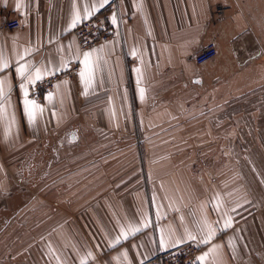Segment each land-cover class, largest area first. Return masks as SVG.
Listing matches in <instances>:
<instances>
[{
  "label": "crops",
  "instance_id": "obj_1",
  "mask_svg": "<svg viewBox=\"0 0 264 264\" xmlns=\"http://www.w3.org/2000/svg\"><path fill=\"white\" fill-rule=\"evenodd\" d=\"M112 2L93 14L114 29L89 50L104 49L93 87L78 73L37 101L34 85L73 62L81 71L73 6L83 15L99 0H0L10 101L0 118V197H9L0 206L14 204L13 177L42 192L0 235V264H146L191 241L202 246L198 257L218 248L205 264H264V0ZM219 3L225 22L215 17ZM8 19L20 27L2 31ZM211 42L217 59L200 67L195 57ZM26 48L22 63L52 70L27 85L44 109L34 124L20 87L27 81L15 71ZM205 217L217 229L209 243L197 228ZM129 224L141 231L124 239Z\"/></svg>",
  "mask_w": 264,
  "mask_h": 264
},
{
  "label": "snow or ice",
  "instance_id": "obj_2",
  "mask_svg": "<svg viewBox=\"0 0 264 264\" xmlns=\"http://www.w3.org/2000/svg\"><path fill=\"white\" fill-rule=\"evenodd\" d=\"M109 3V0H99L98 4H94L91 6V8L88 5H85L83 8V15H81V12L78 8H76L74 4V11L72 14V19L70 22L69 27L75 28L78 24H80L83 20L90 19L91 16L99 11L100 8H103L106 4ZM142 7V6H141ZM111 23L115 26L118 24L117 16L114 14L111 18ZM149 35L151 33L149 32ZM104 49L101 48L99 50H92V51H85L81 53L82 59L80 60V64L82 65L81 71L79 72V77L81 81L83 82L85 89L93 87V85L96 82V71L99 68L100 59L101 57L97 55L98 52H103ZM31 55L30 49H24V52L22 54H19L17 60H16V74L22 79L27 81V84H21V90L24 95V111L27 115L28 121L32 124H34L37 120V117L39 115H42L44 112V109L33 99H29V91L28 86L29 84H34L37 81L42 80L45 76L52 74V70L46 67L41 68H34L29 63H22L21 61L25 60V57ZM131 55L137 59H139L140 63L143 64L144 61L141 58V55L138 53L137 49H133L131 52ZM106 63V61H105ZM62 66H64L62 64ZM9 67V60L4 57L2 54H0V72L4 71ZM137 73L139 74L140 78H143V73L140 68L136 69ZM201 81H196V83H200ZM7 81L0 79V118H3L6 115V107L5 105L9 104L10 101L6 99V92L5 89L7 87ZM144 89H140V95L143 99L144 97ZM48 101L51 103L53 101V95L49 93L48 95ZM11 122H15L14 116L11 118ZM217 210H219V204L217 207ZM235 211V209H233ZM233 226V220L231 217H228L224 221L223 227L225 229L230 228ZM197 228L201 233V241L202 243H209L215 236L217 229L214 228L205 217L201 221L197 222ZM141 228L139 226L129 224L127 227V231H125L124 228H121V236H123L124 239H127L129 234L135 235L136 233L140 232ZM186 231V237L188 240H196L197 237L193 235L191 232ZM119 241L117 240V243ZM182 240H176L175 244L179 245L182 243ZM161 246H166L165 239H161ZM218 251V248H212L210 250V253L205 254V256H200L197 259L200 261V264H205V261L207 260L208 255L214 254ZM125 259H127V253L123 254ZM88 256L91 257L92 254L88 253ZM94 259V257H93ZM81 264H88L87 259H82ZM213 264H216L215 259L213 260Z\"/></svg>",
  "mask_w": 264,
  "mask_h": 264
},
{
  "label": "built area",
  "instance_id": "obj_3",
  "mask_svg": "<svg viewBox=\"0 0 264 264\" xmlns=\"http://www.w3.org/2000/svg\"><path fill=\"white\" fill-rule=\"evenodd\" d=\"M122 0H113L112 5L116 6ZM227 5L219 3L215 7V17L220 22L226 18ZM20 27L17 19H8L2 26V31H12ZM78 48L81 52L89 51L103 45L113 39L114 29L107 21L105 15L96 14L90 19L84 20L74 31ZM218 50L214 42L208 43L195 57V62L200 67L210 66L217 59ZM80 71L79 63H70L67 69L53 75L40 83L34 85L30 90L33 99L41 101L44 95L50 91L54 85L63 79H73ZM202 246L197 241H191L180 247L166 252L159 253L146 264H198V255Z\"/></svg>",
  "mask_w": 264,
  "mask_h": 264
},
{
  "label": "rangeland",
  "instance_id": "obj_4",
  "mask_svg": "<svg viewBox=\"0 0 264 264\" xmlns=\"http://www.w3.org/2000/svg\"><path fill=\"white\" fill-rule=\"evenodd\" d=\"M229 17H231L230 14H228V7H227V15L226 18H224L223 22H225L226 20L229 19ZM222 22V21H220ZM178 94L180 92H183V88L177 87L176 88ZM35 159H32V168H35V163H34ZM40 165V164H39ZM30 167V166H28ZM14 181V193H12L14 195V204H12L11 208L6 209L2 206H0V235H5V233L12 231L13 230V220L18 216V210L19 208L27 203V201L29 200V198L32 195H37L39 193V196L42 195L41 190H37L35 188V186H30L29 182H27V180H25L24 183H18V180L16 177H13ZM37 190V191H36ZM16 197V198H15ZM7 199H9V197H4L1 198L0 197V203L6 201ZM11 200V199H10ZM8 201V200H7ZM13 202V201H12ZM16 220V219H15Z\"/></svg>",
  "mask_w": 264,
  "mask_h": 264
}]
</instances>
